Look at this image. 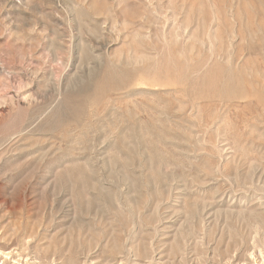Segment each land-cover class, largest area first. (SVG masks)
Listing matches in <instances>:
<instances>
[{
	"label": "rangeland",
	"instance_id": "rangeland-1",
	"mask_svg": "<svg viewBox=\"0 0 264 264\" xmlns=\"http://www.w3.org/2000/svg\"><path fill=\"white\" fill-rule=\"evenodd\" d=\"M0 234L264 264V0H0Z\"/></svg>",
	"mask_w": 264,
	"mask_h": 264
},
{
	"label": "bare ground",
	"instance_id": "bare-ground-1",
	"mask_svg": "<svg viewBox=\"0 0 264 264\" xmlns=\"http://www.w3.org/2000/svg\"><path fill=\"white\" fill-rule=\"evenodd\" d=\"M77 109L78 106H75L74 110L77 111ZM1 238L3 239V241H0V264H52L54 262L55 258H50V256L42 257L41 259L44 261L40 259L36 260V257L28 258V248L23 245H21V247L18 246L19 250L14 252L18 245V238L16 240H11L10 242H8V240H5L3 236ZM57 259H61V257L58 256Z\"/></svg>",
	"mask_w": 264,
	"mask_h": 264
}]
</instances>
